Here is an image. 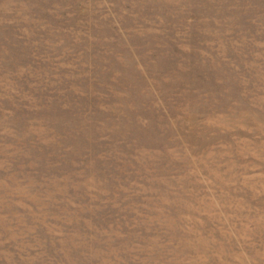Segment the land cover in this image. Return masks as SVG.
<instances>
[{
    "label": "rangeland",
    "instance_id": "rangeland-1",
    "mask_svg": "<svg viewBox=\"0 0 264 264\" xmlns=\"http://www.w3.org/2000/svg\"><path fill=\"white\" fill-rule=\"evenodd\" d=\"M0 264H264V0H0Z\"/></svg>",
    "mask_w": 264,
    "mask_h": 264
}]
</instances>
